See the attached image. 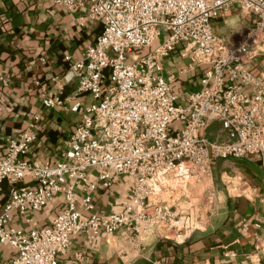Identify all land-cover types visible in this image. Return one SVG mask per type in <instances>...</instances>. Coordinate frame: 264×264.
<instances>
[{
	"label": "built area",
	"instance_id": "obj_1",
	"mask_svg": "<svg viewBox=\"0 0 264 264\" xmlns=\"http://www.w3.org/2000/svg\"><path fill=\"white\" fill-rule=\"evenodd\" d=\"M54 2L85 6L102 29L80 56L64 55L66 66L50 77V86L36 81L44 107L78 115L62 158L41 164L28 158L38 136L37 113L6 138L0 155V192L7 184L8 194L0 207V252L3 246L10 250L0 264H58L71 235L82 234L91 246L101 232L121 228H128L132 243L148 231L185 242L199 224L176 212L177 203L188 184L210 176L212 160L256 154L264 167V70L257 69L264 65V0ZM231 4L254 16L239 43L212 27ZM178 45L192 50L190 66L205 65L200 88L184 94L174 92L172 76L161 75L163 60ZM71 83L74 88L65 93ZM214 120L225 131L219 142L201 133ZM26 174L32 183L19 184ZM119 175L131 181L125 207L95 212L93 193ZM56 195L64 206L50 224L25 229L12 222L13 216L29 222V211L41 210Z\"/></svg>",
	"mask_w": 264,
	"mask_h": 264
},
{
	"label": "crops",
	"instance_id": "obj_2",
	"mask_svg": "<svg viewBox=\"0 0 264 264\" xmlns=\"http://www.w3.org/2000/svg\"><path fill=\"white\" fill-rule=\"evenodd\" d=\"M253 19L252 14L231 4L213 19L212 27L226 41L239 43L245 39ZM101 29L98 20L87 17L85 6L68 8L54 0H0V77L7 79H0V155L6 138L24 129L37 113L38 136L28 158L38 164L62 158L64 140L78 115L64 107H44L42 87L36 81L50 86V77L60 74L66 66L64 55L80 56ZM191 51L178 45L162 62L161 75L173 77L172 89L177 94L201 85L205 65L190 66ZM257 69L264 70V65L260 63ZM74 86L68 84L65 93ZM201 133L210 141L225 138L217 120ZM89 174L94 177L95 171L89 170ZM26 183H32L29 174L19 182ZM130 183L127 176L119 175L110 187L96 190L94 211H122L129 199ZM7 196L4 184L0 207ZM63 206L61 195H56L41 210L29 211V222L17 216L12 222L25 229L48 225ZM176 212L190 215L199 224L183 243L159 239L151 231L140 243H132L128 228H121L111 235L101 232L89 246L82 234H74L67 251L58 256V264H143L153 259H159L161 264H264V167L258 155L212 160L210 176L188 184ZM244 221L246 226L242 225ZM256 237L260 238L258 247ZM9 250L3 246L0 259Z\"/></svg>",
	"mask_w": 264,
	"mask_h": 264
},
{
	"label": "trees",
	"instance_id": "obj_3",
	"mask_svg": "<svg viewBox=\"0 0 264 264\" xmlns=\"http://www.w3.org/2000/svg\"><path fill=\"white\" fill-rule=\"evenodd\" d=\"M143 264H151V261L145 260Z\"/></svg>",
	"mask_w": 264,
	"mask_h": 264
}]
</instances>
